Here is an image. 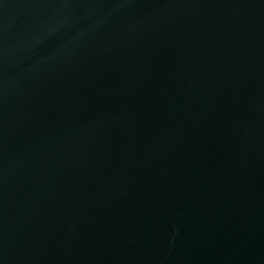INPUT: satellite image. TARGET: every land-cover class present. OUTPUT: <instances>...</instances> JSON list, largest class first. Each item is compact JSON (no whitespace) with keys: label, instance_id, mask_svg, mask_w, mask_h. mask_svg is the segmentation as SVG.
Masks as SVG:
<instances>
[{"label":"water","instance_id":"water-1","mask_svg":"<svg viewBox=\"0 0 264 264\" xmlns=\"http://www.w3.org/2000/svg\"><path fill=\"white\" fill-rule=\"evenodd\" d=\"M0 264H264V0H0Z\"/></svg>","mask_w":264,"mask_h":264}]
</instances>
